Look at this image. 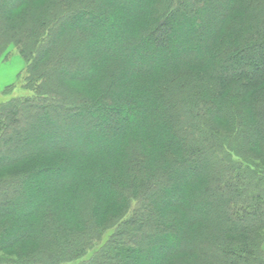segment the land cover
Returning a JSON list of instances; mask_svg holds the SVG:
<instances>
[{
	"label": "trees",
	"instance_id": "16d2710c",
	"mask_svg": "<svg viewBox=\"0 0 264 264\" xmlns=\"http://www.w3.org/2000/svg\"><path fill=\"white\" fill-rule=\"evenodd\" d=\"M9 47L0 264H264V0H0Z\"/></svg>",
	"mask_w": 264,
	"mask_h": 264
},
{
	"label": "crops",
	"instance_id": "0c3cea01",
	"mask_svg": "<svg viewBox=\"0 0 264 264\" xmlns=\"http://www.w3.org/2000/svg\"><path fill=\"white\" fill-rule=\"evenodd\" d=\"M15 65H19V68H16ZM24 68L25 62L20 55L19 57H13L10 53L8 57L0 59V95L17 82Z\"/></svg>",
	"mask_w": 264,
	"mask_h": 264
},
{
	"label": "rangeland",
	"instance_id": "374dc122",
	"mask_svg": "<svg viewBox=\"0 0 264 264\" xmlns=\"http://www.w3.org/2000/svg\"><path fill=\"white\" fill-rule=\"evenodd\" d=\"M104 42L105 41H101L100 43L104 46L105 45ZM92 44H95V43H91V45ZM10 53L12 54L13 57H19V54L17 53V51L14 47H9V49L6 51V53L3 55V57H5V58L8 57L10 55ZM15 67L19 68V65H15ZM21 94H25V92L22 91L19 87H17L15 90L10 92V96H19ZM92 94H94V93L89 92V95H92ZM3 99H4V95H0V100H3Z\"/></svg>",
	"mask_w": 264,
	"mask_h": 264
}]
</instances>
